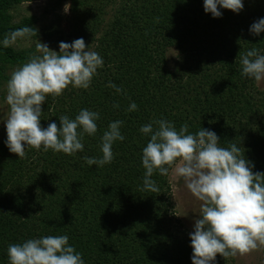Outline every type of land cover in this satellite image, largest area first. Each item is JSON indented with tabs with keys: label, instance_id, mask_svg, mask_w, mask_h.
Here are the masks:
<instances>
[{
	"label": "trees",
	"instance_id": "16d2710c",
	"mask_svg": "<svg viewBox=\"0 0 264 264\" xmlns=\"http://www.w3.org/2000/svg\"><path fill=\"white\" fill-rule=\"evenodd\" d=\"M21 1L0 0V41L28 22H9L8 10ZM242 2L238 13L220 8L213 17L203 0H71L79 25L64 42L83 38L103 66L89 88L48 95L40 123L59 126L61 115L88 109L99 113L98 130L84 134V150L73 155L29 146L20 159L7 134L0 141V264H9V244L48 235H67L84 264H192L191 232L175 216L169 178L154 173L160 193L142 190L150 136L140 128L163 118L177 130L184 123L191 133L209 129L220 146H241L253 172H264V89L240 64L252 48L264 54V31L249 32L264 18V0ZM18 53L0 44V84L23 62ZM132 102L138 108L129 112ZM116 120L125 139L113 143L112 162L89 166L84 157L102 156L101 136ZM214 264L234 257L217 254Z\"/></svg>",
	"mask_w": 264,
	"mask_h": 264
},
{
	"label": "clouds",
	"instance_id": "9594fccd",
	"mask_svg": "<svg viewBox=\"0 0 264 264\" xmlns=\"http://www.w3.org/2000/svg\"><path fill=\"white\" fill-rule=\"evenodd\" d=\"M243 7L242 0H203L204 11L213 17L222 16L220 8L238 13ZM69 9L70 4L66 3L64 12ZM262 31L264 18L250 25L249 32L254 36ZM31 37H37V30L24 26L10 31L0 44L7 48L18 39ZM240 64L242 75L264 81V54L256 48L242 53ZM102 66L103 58L90 50L83 38L71 43L60 42L59 51L37 39L35 53L7 81L5 99L9 111L4 123L9 151L20 159L26 157L25 149L29 146L67 155L82 152L83 135L94 136L98 130L99 113L81 109L74 119L61 115L59 126L51 122L45 128L40 123L41 105L48 95L61 96L69 85L89 88ZM108 87L117 93L123 91L112 82ZM137 108L132 102L127 111ZM123 123L121 120L109 123L101 136L102 156L84 157L89 166L103 167L112 162L113 143L125 139L120 130ZM140 132L150 136L142 149L141 163L145 169L142 190L160 193L152 179L154 173H159L170 177L171 186L176 190L183 182L201 202L194 231L189 233L192 264H214L217 254L227 259L264 247V172L252 171L241 146L232 143L222 147L214 131L200 128L191 133L187 123L177 130L163 118L141 126ZM68 240L67 235H48L9 244V264H84L82 254Z\"/></svg>",
	"mask_w": 264,
	"mask_h": 264
},
{
	"label": "rangeland",
	"instance_id": "374dc122",
	"mask_svg": "<svg viewBox=\"0 0 264 264\" xmlns=\"http://www.w3.org/2000/svg\"><path fill=\"white\" fill-rule=\"evenodd\" d=\"M71 4V0H22L16 5H12L8 10L10 15V23H23L24 18H29L25 26L34 27L37 30V37L18 39L12 45L13 49L20 56H24L22 63L9 67L6 71L7 78L2 80L0 84V141L6 136V128L4 119H6L9 106L6 103L7 81L11 73L25 63L30 54L35 53L37 39L46 43L52 50L59 51V43L69 41L70 35L79 24L72 20V13L64 12V5ZM71 6V5H70ZM86 8L85 5H83ZM173 51L170 54L173 56ZM257 85L264 89V81L257 82ZM170 195L173 201L175 216L180 220L184 227V231L193 232L195 219L199 218L198 201L183 185H179V190L171 186L170 177ZM264 247H260L245 255L237 254L234 257V264H263Z\"/></svg>",
	"mask_w": 264,
	"mask_h": 264
}]
</instances>
